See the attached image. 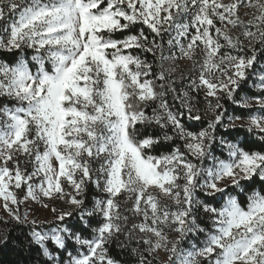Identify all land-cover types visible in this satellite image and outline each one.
Instances as JSON below:
<instances>
[{
	"label": "snow or ice",
	"instance_id": "obj_1",
	"mask_svg": "<svg viewBox=\"0 0 264 264\" xmlns=\"http://www.w3.org/2000/svg\"><path fill=\"white\" fill-rule=\"evenodd\" d=\"M0 57V222L36 264H264V0H0Z\"/></svg>",
	"mask_w": 264,
	"mask_h": 264
},
{
	"label": "trees",
	"instance_id": "obj_2",
	"mask_svg": "<svg viewBox=\"0 0 264 264\" xmlns=\"http://www.w3.org/2000/svg\"><path fill=\"white\" fill-rule=\"evenodd\" d=\"M0 58H6V57H0ZM148 59H152L151 55L148 56ZM244 92L248 93L249 95L254 94L252 90L248 89L245 87L243 90ZM170 99V98H169ZM171 103V100H170ZM226 107L229 108V111L235 115H241L246 118L247 114L246 112L238 109V108H233L230 104L229 101L225 100L223 101ZM178 106V105H175ZM201 109H203V105L201 104ZM199 127V125L197 126ZM193 130H196L195 128ZM159 134V133H157ZM239 136L243 137L244 133L241 132L239 133ZM250 146V145H249ZM167 149H161V151H164ZM158 154V153H154ZM217 155H221L220 152L216 153ZM252 188L255 189H262L264 188V185H262L258 180L255 185L252 186ZM229 191L233 194L236 195L237 191L235 189H229ZM203 199V197H201ZM242 203L245 201V197L241 196L240 197ZM14 222L9 221L7 224L0 222V238L4 236H8L10 243L7 245H0V264H36V256L35 253L29 254L27 251H22V241H23V236L21 235V230L20 229H15L13 230ZM204 236L200 235L198 239L193 238V240L196 243L201 244V242L204 240ZM191 240V239H189ZM31 255L32 259L28 260L27 257ZM112 255L114 256H123L125 258V264H134V261L130 258H128L127 253L120 252L118 249L113 248L112 249Z\"/></svg>",
	"mask_w": 264,
	"mask_h": 264
},
{
	"label": "rangeland",
	"instance_id": "obj_3",
	"mask_svg": "<svg viewBox=\"0 0 264 264\" xmlns=\"http://www.w3.org/2000/svg\"><path fill=\"white\" fill-rule=\"evenodd\" d=\"M26 2H27V0H26ZM225 2L227 3V2H229V0H225ZM254 11H255V10L252 9V8L245 7V8H242V9L240 10V15L242 16V18L247 19L248 17L244 16V13H252V12H254ZM229 27H231V26H229ZM178 65H179V67L177 68L176 72L174 73V76H175V77H180L181 74H184V75L186 76V75L188 74V70H189V68L191 67L190 63L187 62V61H183V60H181V61H178ZM170 100H171V99H170ZM201 104L203 105V108H204V104H203V101H202V100H201V102H200L197 106L200 107ZM200 108H201V107H200ZM206 163H207V162H206ZM56 206H57V207H67L66 205H63V204H61L60 202H57V205H56ZM32 207H33V210L36 211V214H37L38 216H40L42 219H43V218H46V217H47L48 219H51V217H50L46 212H44L42 209H40V206H39V205H35V204H34ZM21 211H24V209L21 208ZM0 216L5 217V218L7 219V215H6V213L4 212V210H3L2 208H0ZM189 239H191V240H190L191 242L196 243V242L193 240V237H189ZM196 244H197V245H200L199 243H196ZM181 247H183L184 249H189V245H188L187 243L182 244ZM165 259H166V257H165Z\"/></svg>",
	"mask_w": 264,
	"mask_h": 264
}]
</instances>
